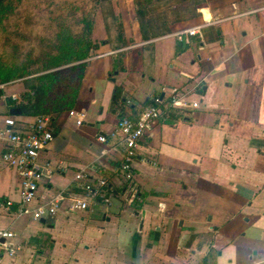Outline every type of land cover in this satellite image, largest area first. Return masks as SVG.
Instances as JSON below:
<instances>
[{
  "label": "crops",
  "instance_id": "obj_1",
  "mask_svg": "<svg viewBox=\"0 0 264 264\" xmlns=\"http://www.w3.org/2000/svg\"><path fill=\"white\" fill-rule=\"evenodd\" d=\"M170 2L160 4L177 9L166 25L162 9L151 13L155 0L142 19L147 28L159 25L157 35L144 38L142 22L138 32L122 24L115 42L105 43L110 52L87 62L83 78L95 75L99 95L91 86L92 101L88 94L83 104L82 78L72 109L44 114L54 138L40 160L50 176L27 206L0 141V229L15 233L18 248L10 256L0 243V264H264V0ZM27 87L0 88V125L10 115L20 122L40 115L10 112L27 103L26 91L34 93ZM175 89L200 105L173 107ZM157 98L162 115L139 148L133 203L115 196L116 209L60 211L39 220L21 211L68 195L76 172L87 166L118 165L123 151L99 135L110 138L121 117H138ZM71 110L85 115L82 125ZM95 214L101 215L95 231L81 232L78 224Z\"/></svg>",
  "mask_w": 264,
  "mask_h": 264
},
{
  "label": "rangeland",
  "instance_id": "obj_2",
  "mask_svg": "<svg viewBox=\"0 0 264 264\" xmlns=\"http://www.w3.org/2000/svg\"><path fill=\"white\" fill-rule=\"evenodd\" d=\"M4 1L6 5L12 4L13 9L3 17L0 16V73L7 72L10 68H20L24 64L29 65V72L26 73L25 77L13 78L6 82L0 78V86H10L17 83L25 90V86L36 83V79L42 74L64 71L59 81L49 92L51 101L59 99L70 86L76 84V81L72 78L78 77L81 72L80 68L83 65L86 66L87 62L96 59L99 55L110 52L106 51L110 47H106L105 43L109 40L115 42L117 36L122 33L120 25L125 24V28L129 26L132 32H138L139 22H142V13H140L138 7L139 3L142 4V0ZM178 3L179 0L170 2L172 6ZM180 3V7H185L187 4H185V1ZM156 8V12L160 9L164 11L166 6ZM172 9L174 10L175 7ZM167 13L173 16L171 11H167ZM152 15L155 16L156 14ZM84 32H87L89 39L94 40L98 45L94 55H91L84 62L83 60L73 61L74 58L69 63L65 61L53 63L51 61V59L63 55L64 49H61L63 43L67 48H73L75 44H78L79 37ZM131 39H127V42H134V39ZM115 44L110 43L111 46H116ZM104 47L106 49L103 52ZM51 62L52 67L46 68L45 65H49ZM83 79V84L87 88V94L82 96V103L85 104L88 96L91 97L89 93L91 86H94V91L98 90V95L103 86L96 83L95 75L91 72L87 71ZM125 106L127 105L125 104ZM87 116V121L92 119L90 113ZM114 204L116 209L118 207L116 200H114ZM89 218L88 224L82 221L78 224L81 232L95 231L94 226L96 227L97 223L99 224L100 221L97 220L101 218V215L95 214L89 216Z\"/></svg>",
  "mask_w": 264,
  "mask_h": 264
},
{
  "label": "built area",
  "instance_id": "obj_3",
  "mask_svg": "<svg viewBox=\"0 0 264 264\" xmlns=\"http://www.w3.org/2000/svg\"><path fill=\"white\" fill-rule=\"evenodd\" d=\"M188 32L194 34L195 30L189 29ZM178 95L175 89L172 97L173 107L196 108L200 105L199 102L190 103ZM12 98L16 102L21 101L17 94L12 95ZM161 103L157 98L148 104L138 117H121L110 138L105 134L99 135L100 142L109 144L115 140L114 145L123 151L118 165L99 163L95 167L87 166L76 172L73 183L68 188V195L66 192L58 193L34 209L22 208L21 211L31 213L34 219L39 220L54 217L60 211L72 214L109 209L114 204L115 196H120L123 204L133 203L138 197L135 162L142 140L162 115ZM69 115L76 120L77 125L84 123L85 115H80L76 110H71ZM53 138L52 119L44 114L37 115L28 122H20L10 115L0 125V141L7 146L1 158L8 166L16 169L21 177L19 191L22 207L38 200L40 186L50 176V171L41 163L40 157ZM12 204V200L7 201L8 206ZM14 237L13 231L0 229V243L10 256H14L18 251L13 243Z\"/></svg>",
  "mask_w": 264,
  "mask_h": 264
},
{
  "label": "trees",
  "instance_id": "obj_4",
  "mask_svg": "<svg viewBox=\"0 0 264 264\" xmlns=\"http://www.w3.org/2000/svg\"><path fill=\"white\" fill-rule=\"evenodd\" d=\"M102 1H112V0H102ZM171 0H155V3H152L151 5V13H154L157 8L159 7L160 4L162 5L163 3L167 4ZM186 1V0H179V2ZM189 1V0H188ZM152 2V0H142V4L139 3V11L142 13V19L145 18V15L148 14L147 7L148 5ZM202 0H195L196 4L201 3ZM195 4V5H196ZM170 7H168L169 9ZM13 9L12 4H5L4 0H0V16L2 17L9 12L10 10ZM168 9L163 11V18H164V23L163 25H166L167 20H171V15L167 13L169 11ZM174 15L177 14V9L170 10ZM195 13L196 10H195ZM156 17V16H153ZM160 17V16H158ZM161 18V17H160ZM175 21V20H174ZM159 25H153L152 28H147V26L144 24L142 21V33L144 38H149V35H157L155 33V30H158ZM161 28V27H160ZM151 29V31H150ZM80 40L78 44H75V46L71 49L67 48L66 45L61 46V49H64L63 55L61 57L53 58L51 61L55 63L56 61H65L67 63L70 62L74 58L73 61H81L86 59L87 57L90 56V53L98 48V45L96 42L93 40L89 39L87 32H84L82 36L79 37ZM65 42V41H64ZM52 62L49 65H45L46 68H51L52 67ZM83 65L80 68V74L76 78H72L74 81H76V84L73 86H70V88L64 93L59 99L55 101H51L52 99L49 97V92L51 91L52 87L56 84V82L59 81L60 77L62 76L63 72L61 71H54L51 73H46L43 75H40L36 79V83L31 84L29 87L32 89L34 92L33 94H30L29 92H25L24 94V99L27 100V103L22 104L21 108L23 110V113L25 115L31 116V115H36V114H45L49 113V111H54V112H61L67 109H72L75 106V103L78 98V93H79V87L81 85V81L83 78L82 71L84 70ZM28 64L21 65L20 68H10L7 72H2L0 73V78L4 82L8 80H12L13 78H20V77H25L26 73L28 71ZM153 103V102H152ZM52 106H51V105Z\"/></svg>",
  "mask_w": 264,
  "mask_h": 264
},
{
  "label": "water",
  "instance_id": "obj_5",
  "mask_svg": "<svg viewBox=\"0 0 264 264\" xmlns=\"http://www.w3.org/2000/svg\"><path fill=\"white\" fill-rule=\"evenodd\" d=\"M10 112H11V114H13V115H20V114H22V109L21 108H12L11 110H10Z\"/></svg>",
  "mask_w": 264,
  "mask_h": 264
}]
</instances>
